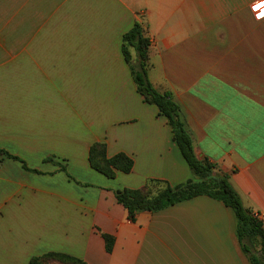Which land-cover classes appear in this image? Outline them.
<instances>
[{
	"label": "crops",
	"instance_id": "crops-1",
	"mask_svg": "<svg viewBox=\"0 0 264 264\" xmlns=\"http://www.w3.org/2000/svg\"><path fill=\"white\" fill-rule=\"evenodd\" d=\"M11 1L17 30L11 53L0 47V150L40 173L0 155L2 182L9 167L19 178L0 191V264L46 253L86 264H250L223 203L198 196L131 222L114 193L194 179L122 56V36L139 22L150 83L171 93L195 156L228 174L264 227V17L255 0ZM97 142L107 157H130L131 172L108 179L92 170ZM35 177L48 188L36 192ZM102 235L114 239L110 253Z\"/></svg>",
	"mask_w": 264,
	"mask_h": 264
},
{
	"label": "trees",
	"instance_id": "trees-1",
	"mask_svg": "<svg viewBox=\"0 0 264 264\" xmlns=\"http://www.w3.org/2000/svg\"><path fill=\"white\" fill-rule=\"evenodd\" d=\"M150 40L146 27L135 22L125 32L121 41V53L127 64L137 93L143 102L154 105L158 115L166 118L172 132V140L186 162L193 178L184 183L171 186L165 181L148 180L138 189L124 188L115 191V199L127 211V218L134 222L141 212H158L169 206L198 196H206L223 203L233 211L236 219V238L250 264H264V227L262 221L252 210L245 208L238 193L229 182L227 173L207 158L198 159L193 150V143L182 120L179 106L169 92H160L153 87L147 75L149 67ZM134 53V57L132 55ZM0 155L22 164L24 170L39 174L38 170L29 169L25 162L4 150ZM44 162H52L45 159ZM90 168L108 179H114L117 172L128 174L133 168V160L123 153L107 157L104 143H93L88 151ZM59 169L66 172L64 166ZM105 250L110 253L114 239L102 235ZM30 264H86L81 259L67 254L46 253L33 258Z\"/></svg>",
	"mask_w": 264,
	"mask_h": 264
},
{
	"label": "rangeland",
	"instance_id": "rangeland-1",
	"mask_svg": "<svg viewBox=\"0 0 264 264\" xmlns=\"http://www.w3.org/2000/svg\"><path fill=\"white\" fill-rule=\"evenodd\" d=\"M74 5H69L67 13H68V22L73 18V15L75 13L74 10H71L74 8ZM12 8V1L11 0H0V31L2 34H0V47L4 46V49H2L5 53H11V46L15 42V35H16V28H15V22H14V16L11 11ZM26 28V27H25ZM23 29V28H20ZM70 44V43H69ZM1 51V49H0ZM37 167L43 168V165H38ZM3 173V171L0 170V176ZM7 173L11 175V177L8 178V180H2L0 179V191H12L13 184L18 181V171L14 167H9L7 169ZM36 178V185H35V191L36 192H43L45 189L48 188V185L46 183V179L44 177H35ZM48 182L50 179H47Z\"/></svg>",
	"mask_w": 264,
	"mask_h": 264
},
{
	"label": "snow or ice",
	"instance_id": "snow-or-ice-1",
	"mask_svg": "<svg viewBox=\"0 0 264 264\" xmlns=\"http://www.w3.org/2000/svg\"><path fill=\"white\" fill-rule=\"evenodd\" d=\"M259 10V16L264 17V0L261 3H257L254 6V11ZM259 18V17H258Z\"/></svg>",
	"mask_w": 264,
	"mask_h": 264
},
{
	"label": "built area",
	"instance_id": "built-area-1",
	"mask_svg": "<svg viewBox=\"0 0 264 264\" xmlns=\"http://www.w3.org/2000/svg\"><path fill=\"white\" fill-rule=\"evenodd\" d=\"M262 2V0H255L252 4H251V9H252V11L255 13V14H257V15H259V10H255L254 11V6H255V4H257V3H261ZM257 216V215H256Z\"/></svg>",
	"mask_w": 264,
	"mask_h": 264
}]
</instances>
